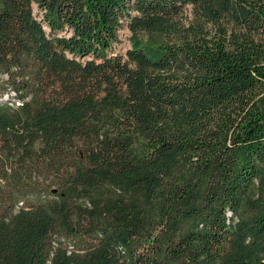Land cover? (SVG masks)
Wrapping results in <instances>:
<instances>
[{"label":"trees","instance_id":"1","mask_svg":"<svg viewBox=\"0 0 264 264\" xmlns=\"http://www.w3.org/2000/svg\"><path fill=\"white\" fill-rule=\"evenodd\" d=\"M0 264H264V0H0Z\"/></svg>","mask_w":264,"mask_h":264},{"label":"rangeland","instance_id":"2","mask_svg":"<svg viewBox=\"0 0 264 264\" xmlns=\"http://www.w3.org/2000/svg\"><path fill=\"white\" fill-rule=\"evenodd\" d=\"M184 14H187V12ZM118 36L120 41L119 49L121 52H123L129 48V41H128L129 33L127 32V30L123 29L118 32ZM139 38L142 42L145 40V37L143 36H139Z\"/></svg>","mask_w":264,"mask_h":264}]
</instances>
